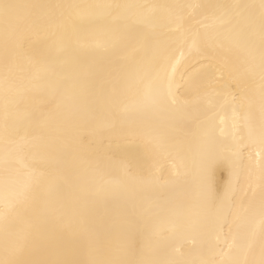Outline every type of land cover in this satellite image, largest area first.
Masks as SVG:
<instances>
[{
  "label": "snow or ice",
  "instance_id": "snow-or-ice-1",
  "mask_svg": "<svg viewBox=\"0 0 264 264\" xmlns=\"http://www.w3.org/2000/svg\"><path fill=\"white\" fill-rule=\"evenodd\" d=\"M0 264H264V0H0Z\"/></svg>",
  "mask_w": 264,
  "mask_h": 264
},
{
  "label": "bare ground",
  "instance_id": "bare-ground-1",
  "mask_svg": "<svg viewBox=\"0 0 264 264\" xmlns=\"http://www.w3.org/2000/svg\"><path fill=\"white\" fill-rule=\"evenodd\" d=\"M20 2H36V0H20ZM83 2H95V0H83ZM197 2H209V0H197ZM66 195H70V193H66ZM190 247L189 243H185V248Z\"/></svg>",
  "mask_w": 264,
  "mask_h": 264
}]
</instances>
